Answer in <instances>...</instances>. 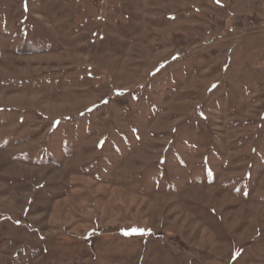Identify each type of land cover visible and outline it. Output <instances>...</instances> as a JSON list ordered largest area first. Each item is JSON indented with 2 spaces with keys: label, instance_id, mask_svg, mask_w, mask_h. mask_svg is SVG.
<instances>
[{
  "label": "rangeland",
  "instance_id": "1",
  "mask_svg": "<svg viewBox=\"0 0 264 264\" xmlns=\"http://www.w3.org/2000/svg\"><path fill=\"white\" fill-rule=\"evenodd\" d=\"M0 264H264V0H0Z\"/></svg>",
  "mask_w": 264,
  "mask_h": 264
}]
</instances>
